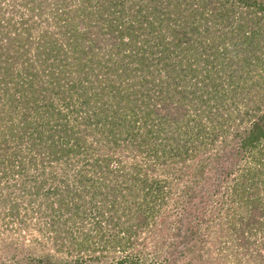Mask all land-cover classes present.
<instances>
[{
  "label": "trees",
  "instance_id": "obj_1",
  "mask_svg": "<svg viewBox=\"0 0 264 264\" xmlns=\"http://www.w3.org/2000/svg\"><path fill=\"white\" fill-rule=\"evenodd\" d=\"M78 257L264 264V0H0V264Z\"/></svg>",
  "mask_w": 264,
  "mask_h": 264
},
{
  "label": "rangeland",
  "instance_id": "obj_2",
  "mask_svg": "<svg viewBox=\"0 0 264 264\" xmlns=\"http://www.w3.org/2000/svg\"><path fill=\"white\" fill-rule=\"evenodd\" d=\"M236 9H237V11H240V10H243V8H240V7H236ZM127 160H131L130 159V157L129 158H127ZM241 168V166H239L238 168H236L237 170H239ZM3 236H5L4 234V232H2L1 233ZM143 235V238H142V243H144L143 244V246H144V249L143 250H145V248L148 250V251H145L146 252V256H147V260L146 261H148V263H152V262H157L158 260H160V259H163L162 257V255L163 254H165V253H168L169 252V250H168V248L167 247H165L163 244H162V252H160V250L159 249H161V248H159V247H157V242H155L156 241V239L155 238H153L154 236H152V235H150V234H147L146 232L145 233H143L142 234ZM28 234H26V237L28 238ZM175 237V236H174ZM158 241V240H157ZM155 242V243H154ZM154 244H156V245H154ZM153 247L156 249L155 251H156V255L154 254V252L152 251V249H153ZM127 251V250H126ZM150 251H152V252H150ZM213 252H215V248H214V250H212ZM87 251H85V253H86ZM220 252H224V249L222 250V251H220ZM84 253V254H85ZM221 253V254H222ZM86 254H88L89 255V253H86ZM215 254H213V255H211V256H213V258H215V256H214ZM60 256V260H64V259H67V258H70V259H67V260H69V261H72L73 259H71V257H73L72 256V254H70V253H68V254H65V255H59ZM82 257H85L84 255H82ZM79 259H78V264H79V260L81 259V257H78ZM155 260V261H154ZM214 260V259H213ZM211 263V262H210ZM92 264H94V263H92ZM97 264H102V263H100L99 261H98V263ZM172 264H179V263H172Z\"/></svg>",
  "mask_w": 264,
  "mask_h": 264
}]
</instances>
